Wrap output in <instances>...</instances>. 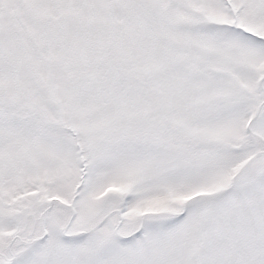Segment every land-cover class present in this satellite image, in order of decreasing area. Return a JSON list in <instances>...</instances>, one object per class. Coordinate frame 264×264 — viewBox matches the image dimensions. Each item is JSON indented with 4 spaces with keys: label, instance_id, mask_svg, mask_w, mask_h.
Listing matches in <instances>:
<instances>
[{
    "label": "snow or ice",
    "instance_id": "6c2138e0",
    "mask_svg": "<svg viewBox=\"0 0 264 264\" xmlns=\"http://www.w3.org/2000/svg\"><path fill=\"white\" fill-rule=\"evenodd\" d=\"M0 264H264V0H0Z\"/></svg>",
    "mask_w": 264,
    "mask_h": 264
}]
</instances>
